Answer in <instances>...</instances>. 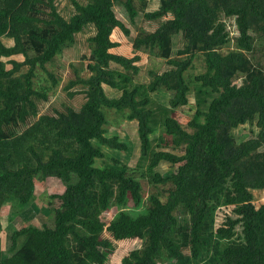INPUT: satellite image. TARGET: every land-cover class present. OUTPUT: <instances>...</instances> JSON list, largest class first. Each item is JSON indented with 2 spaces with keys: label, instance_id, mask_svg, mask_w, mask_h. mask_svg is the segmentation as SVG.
Masks as SVG:
<instances>
[{
  "label": "trees",
  "instance_id": "16d2710c",
  "mask_svg": "<svg viewBox=\"0 0 264 264\" xmlns=\"http://www.w3.org/2000/svg\"><path fill=\"white\" fill-rule=\"evenodd\" d=\"M63 4L0 0V264H111L120 243L141 236L142 252L122 264H264V201L255 203L253 195L264 189V0H71L69 10ZM116 4L132 23L141 17L133 57L115 50L113 33L131 34ZM217 12L233 19L236 36L209 24ZM155 19L163 20L147 28ZM72 49H82L86 63L65 88L70 99L86 100L40 115L48 90L61 82L48 64L68 60ZM142 54L166 64L150 71L148 83L135 82ZM13 55L23 60H3ZM196 63L200 71L189 75ZM39 69L51 85L36 82ZM154 93L167 94V103ZM106 110L137 124L134 166L103 149L128 150L118 136H106ZM224 124L228 136L220 141L216 128ZM246 124L257 129L252 137L231 136ZM161 164L170 165L167 175ZM38 177L67 183L51 196L50 205L58 203L51 221L6 232L2 206L9 201L13 216L28 222L23 216L40 205H30ZM229 177L243 222L239 249L217 237L229 235L235 222L207 210L210 193ZM179 207L187 220L176 216Z\"/></svg>",
  "mask_w": 264,
  "mask_h": 264
},
{
  "label": "rangeland",
  "instance_id": "374dc122",
  "mask_svg": "<svg viewBox=\"0 0 264 264\" xmlns=\"http://www.w3.org/2000/svg\"><path fill=\"white\" fill-rule=\"evenodd\" d=\"M64 4L62 7L66 6L71 8L70 2L71 0H60ZM227 1V0H225ZM231 1V0H228ZM66 10V11H67ZM115 10L117 12V16L121 19L127 27L131 29L130 35H125L124 32L121 30H116L113 33V38L120 42V45L115 49L116 51L132 56L134 55L132 50V40L136 34V30L138 25L141 23V17L139 16L136 20V24L132 23L127 12L125 11L123 5L116 4ZM162 20H152L146 24L147 28L155 29L162 23ZM211 26L221 24L223 25L232 36H236V26L234 25L233 19L226 18L221 12H217L215 16L212 17L209 23ZM8 44L12 43V40L5 39ZM182 48L181 37L175 39L174 50L177 51ZM81 51L79 49L71 50L68 60H55L54 64H48L50 69H59L60 74L58 77L61 78V82L55 88H51L48 90L49 100L46 102H41L39 105V113L42 114H54L56 110H63L64 104H72L76 108H80V106L85 102L86 98L84 95H76L73 99H70L68 93L66 91L65 85L68 83L70 79L76 77V67H85L86 60L81 58ZM8 59H17L23 60V55H13L10 58H4L3 60ZM72 62V63H71ZM141 67L140 73L136 76L135 82L139 83H148L150 80V71H160L166 67V64L163 60L155 59L149 57L148 55L142 54V59L138 63ZM7 66L11 67L12 63L9 61L7 62ZM200 71L199 63H196L195 68L191 69L189 75L196 74ZM83 72V71H82ZM36 82L44 83L46 85H51V79H49L48 75L45 74L44 71H38V76L36 77ZM37 83V84H38ZM236 83H239L237 80ZM155 100L162 104H166L168 100V95L163 93H154L153 94ZM107 117H108V124L106 125L107 128V137L118 136L122 142H125L128 145L127 151H119L116 149H112L109 146H103V149L110 155L119 158V160L123 161L124 163L128 164L129 166H134L138 160V156L140 154V141L138 137V128L135 122H129L124 118L122 113H118L115 110H106ZM234 113V112H233ZM235 114V113H234ZM174 116L180 119L182 123L186 121V118L178 111L174 113ZM184 124V123H182ZM218 137L220 141H225L227 139L228 134V126L227 124L220 125L216 128ZM257 130L254 125H240L237 128L231 129L230 134L231 136L238 138V139H245L248 137L249 132ZM256 132V131H255ZM252 137V134L249 135ZM239 141V140H238ZM261 156H264L263 152L259 153ZM171 167L168 164H161L158 167V170L167 175L170 171ZM55 177L52 179L43 180L41 178H36V195L32 198L30 205L35 202L38 206L37 202L40 205L36 208H32L29 211V215L24 220H21L19 215L13 216V206L12 204L7 201L4 203L1 209V213L3 214V224L4 230L8 233L13 232L15 229L22 228L23 225L26 224H35V225H42L44 223H49L53 216L52 208L56 206L58 203L56 202L54 205H50L54 203L55 200L51 198L52 195L58 194L62 191V187L67 185V183H61L60 181L57 182ZM53 183V185H52ZM143 188L146 192V195L150 192L149 187L146 185V181L142 183ZM254 195V202H261L264 201V189L263 190H255L253 191ZM236 195L234 192L233 187V178L229 177L226 181H222L218 188L213 190L210 193V197L207 201V210L208 212L214 211L216 214L220 216L223 222H235L231 233L229 235L220 234L217 237L222 241L226 242V244L234 249L243 248L245 246L244 241V233H243V222H240V215L237 213V210L240 206V202L235 199ZM49 204L48 207H43L44 205ZM32 207H34L32 205ZM176 216L182 221V219L187 220V211L183 207H179L175 212ZM111 215V214H110ZM21 216V215H20ZM113 217V215H111ZM261 233L264 234V225L262 228ZM9 237L7 236V247L9 248ZM144 246V237H138L133 241L122 242L119 244V249L111 258V264H122L123 259L126 256H132L135 253L142 252Z\"/></svg>",
  "mask_w": 264,
  "mask_h": 264
}]
</instances>
